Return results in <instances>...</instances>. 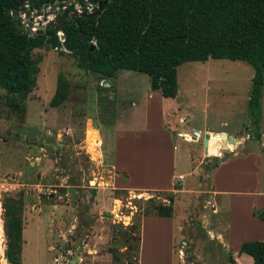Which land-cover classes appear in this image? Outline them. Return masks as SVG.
Returning <instances> with one entry per match:
<instances>
[{
    "label": "rangeland",
    "instance_id": "374dc122",
    "mask_svg": "<svg viewBox=\"0 0 264 264\" xmlns=\"http://www.w3.org/2000/svg\"><path fill=\"white\" fill-rule=\"evenodd\" d=\"M31 56L40 58L35 85L16 108L10 105L12 95L0 88V264L6 243L2 202L7 197L22 204L20 264H128L134 259L136 264H238L237 244L254 224L245 218L244 234L240 227L231 231L229 248L211 237L209 220L202 215L213 216L205 189L218 159L209 158L201 169L198 160L203 127L236 132L235 137L247 134L241 148L261 155L264 187V134L259 127L255 130L247 107L252 67L228 59L183 62L176 66V95L168 99L149 88L145 73L118 69L114 77L100 79L78 67L63 47L33 48ZM58 76L66 79L67 94L61 104L50 106ZM259 103L264 127V84ZM193 128L200 129L195 141L192 136L198 132ZM208 134V150L217 141L229 148L237 145L234 138L228 142ZM231 152L221 157L229 158ZM114 153L133 182L165 188L172 179V189H114ZM254 161L229 159L216 171V184L254 188ZM168 191L173 193L170 218L141 215L151 206L149 200L167 203ZM223 198L216 215L239 226L249 197ZM135 217L140 218L137 260L128 249L134 242L124 239ZM239 256V264H250L246 254Z\"/></svg>",
    "mask_w": 264,
    "mask_h": 264
},
{
    "label": "trees",
    "instance_id": "16d2710c",
    "mask_svg": "<svg viewBox=\"0 0 264 264\" xmlns=\"http://www.w3.org/2000/svg\"><path fill=\"white\" fill-rule=\"evenodd\" d=\"M45 1L50 0L37 3ZM11 9L12 0H0V88L12 95L10 105L14 108L35 85L40 58L31 56L33 48L63 47L76 58L78 67L96 73L100 79L114 77L118 69L145 73L149 88L164 98L175 97L176 66L183 62L241 60L253 70L247 107L257 130L264 84V0H104L99 14L63 21V41L58 40L57 28L28 34L18 27ZM91 40L93 50H89ZM66 94L67 81L58 76L49 105L58 106ZM165 195L167 203L149 200L151 206L140 211L141 215L170 217L173 193ZM2 208L3 257L8 264H20L21 200L7 197ZM252 215L264 222V208L253 210ZM134 220L124 239L134 242L128 249L137 260L140 218ZM114 250L108 247L109 252ZM241 253L253 264H264V238L242 241L237 249V254ZM227 259L234 263L231 254Z\"/></svg>",
    "mask_w": 264,
    "mask_h": 264
},
{
    "label": "crops",
    "instance_id": "0c3cea01",
    "mask_svg": "<svg viewBox=\"0 0 264 264\" xmlns=\"http://www.w3.org/2000/svg\"><path fill=\"white\" fill-rule=\"evenodd\" d=\"M168 99H171V98H168ZM179 120H182V117H179ZM258 127L260 129V132L262 134H264L262 132V129L264 127H260V122H258ZM193 129H195L198 132V137L194 138V141H195V139L199 138L200 129H198V128H193ZM181 133H182V131H180L178 134L181 136ZM202 133H203V135H204V133H212V134L223 133L229 138H234L236 143H237L235 148L234 147L229 148L227 142H226V144H219L218 141L215 143H212L211 148H210L211 150L207 149L206 153L204 152V150H202V156H200V158L198 160V165L200 167L199 169H201V165L204 164L205 161L208 160L209 158L217 157V159H218L216 165H214L210 168V171H209L210 182H209L207 190L205 189V191L208 192V197L205 199V202H207V204L209 205L210 212L213 216L207 217L205 214L202 215V217L204 216L203 221L209 220L207 222V228L211 229V230H209V233L212 234L211 237H213L214 239H217L218 241L223 242L226 245V247L229 248V240H230V232L231 231L235 232L236 230L239 229L238 227H240L242 230H244L242 232V234H244V232H246L245 230L246 229L248 230V226L245 225V218H246V220L250 224H254V229H252L249 232H246L247 237L244 239H241V240L246 241V240H254V239H256V240L263 239L264 238V222L261 221L260 219H258L256 216L252 215L253 210L264 208V187L262 186V182H261V178H260V172H261V168H262L261 155L259 153L254 152V151L248 152V153H245V152L243 153V151H242L243 148H241V145L247 139V134H245V136L235 137L237 135L236 132L234 133V135H228L223 130L212 131V129H209L206 126L202 128ZM165 137H166V134H165ZM230 149H232V150H230ZM225 151H232L231 154L229 155L230 156L229 158L228 157L227 158L221 157L222 153H224ZM231 158L232 159L239 158L240 160H243V161L246 160V162H248L252 158L256 159V161H254V165H257L258 176L256 178V185L254 188H252V189L249 188V189H244V190H242V189H231V188H221L216 184L215 176H214L216 174V171L219 169V167H221L223 164H225ZM171 164H172V159H171ZM110 167L112 168V170H114L113 176H112L113 184H115V185H113L114 189H122V190H126V191H128V190H141V189L171 190L173 187L174 181L172 179L168 180V185L165 188L160 187L158 184L148 185V184H142L139 182H133L131 180V176L128 173V171H126L125 169H122L121 166L119 165V163L117 162V159L115 157V153H114V156L112 157V159L110 161ZM115 171L118 172V174H116ZM178 175H180V174H178ZM117 178H119L120 181L118 180V182L115 183V180ZM225 195H232L235 197H238V196L249 197L248 198L249 201H247V207L245 208V211H246L245 216H243V217L239 216V223L241 222V224L239 226H238V224H236L233 221L232 222L228 221V224H227V223L223 222V220L219 216L216 215L217 214V206L216 205H218L224 201L223 197ZM172 213H173V210H172ZM143 217H145V216H143ZM168 218H170V217H168ZM250 227H252V226H250ZM242 241H240L237 244V249H238L239 244ZM241 254H243V253H241ZM239 257H240L239 254H235V259H236V262L238 264H239ZM248 258L250 259V264H253L251 258L249 256H248Z\"/></svg>",
    "mask_w": 264,
    "mask_h": 264
},
{
    "label": "flooded vegetation",
    "instance_id": "af4514ba",
    "mask_svg": "<svg viewBox=\"0 0 264 264\" xmlns=\"http://www.w3.org/2000/svg\"><path fill=\"white\" fill-rule=\"evenodd\" d=\"M91 1H93L94 3L92 9L90 11H85L84 9L76 10L74 8L75 5L84 7V0H50L49 2L45 1L41 4L37 3V0H12V5L14 9H11V11L13 10L17 11V15L14 17L17 18L19 21L18 27L22 30L27 31L28 34L29 33L37 34L34 32L38 31V29H41V28H42V33L45 28H57V31L55 32L56 35H57V32H60L61 35L63 36V32L60 29L63 21L74 20L77 17H84V16L78 15V16H74L73 18H70L73 12H76V14L93 13L98 10L99 3H101L102 6L104 4V0H91ZM102 6H101V9H102ZM46 14L51 15V17L47 20L45 19ZM94 15L86 17V18L93 17ZM58 17L61 18L60 25H58L54 21ZM49 21H51L52 24L51 26L46 27V24ZM32 26H35L34 31L30 30V27ZM63 39H64V36H63ZM67 246L69 247V244H67Z\"/></svg>",
    "mask_w": 264,
    "mask_h": 264
},
{
    "label": "water",
    "instance_id": "95a60500",
    "mask_svg": "<svg viewBox=\"0 0 264 264\" xmlns=\"http://www.w3.org/2000/svg\"><path fill=\"white\" fill-rule=\"evenodd\" d=\"M101 6H102V4L101 3H99V6H98V10L97 11H95V12H93V13H89V14H76V12H73V14L70 16V18H73L74 16H84V17H89V16H92V15H94V14H99V10L101 9ZM10 15L11 16H16L17 15V11L16 10H13V11H11V13H10ZM58 25H60V23H61V18H56L55 20H54ZM51 24H52V22L51 21H49L47 24H46V27L47 26H51ZM34 33H42V28L41 29H38V31H36V32H34ZM30 34V33H29ZM80 36L82 37V33H80ZM95 48V45H93V44H91L90 46H89V50H93ZM104 83H107L106 81L104 82ZM218 135H220V136H222V138H223V140H227L228 142H233L234 141V139L233 138H229V137H227L225 134H223V133H221V134H218ZM208 137H209V134L208 133H204V135H203V150H204V152L206 153V150H207V142H208ZM195 138V136H192V139H194ZM68 192L70 193V194H74V192H73V189L72 188H69L68 189ZM94 194V192L92 191L91 192V195H93ZM74 254V256L75 257H77L76 256V254L75 253H73Z\"/></svg>",
    "mask_w": 264,
    "mask_h": 264
},
{
    "label": "built area",
    "instance_id": "2783aa9c",
    "mask_svg": "<svg viewBox=\"0 0 264 264\" xmlns=\"http://www.w3.org/2000/svg\"><path fill=\"white\" fill-rule=\"evenodd\" d=\"M93 1H91V0H84V7L82 6H78V5H75L74 6V8L76 9V10H80V9H84L85 11H90L91 9H92V7H93ZM51 17V15H49V14H46V16H45V19L47 20V19H49ZM34 28H35V26H32V27H30V30L31 31H34ZM57 37H58V40H60V41H63V36L61 35V33L60 32H57ZM91 42V44H94V40H91L90 41ZM183 177L181 176V175H178L177 177H176V179L178 180V181H180L181 179H182ZM213 211V210H212Z\"/></svg>",
    "mask_w": 264,
    "mask_h": 264
},
{
    "label": "bare ground",
    "instance_id": "6f19581e",
    "mask_svg": "<svg viewBox=\"0 0 264 264\" xmlns=\"http://www.w3.org/2000/svg\"><path fill=\"white\" fill-rule=\"evenodd\" d=\"M230 146H231V145H230ZM93 195H94V194H93ZM93 195H91V196L93 197ZM102 215H103V216H111V215L108 214L106 211H103V212H102ZM0 231H2V228H1V221H0ZM1 263H2V264H6V261H5L3 255H2V251H1Z\"/></svg>",
    "mask_w": 264,
    "mask_h": 264
}]
</instances>
